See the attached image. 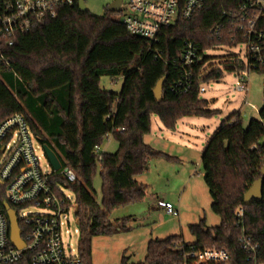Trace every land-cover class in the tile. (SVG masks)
Returning <instances> with one entry per match:
<instances>
[{"label": "trees", "instance_id": "obj_1", "mask_svg": "<svg viewBox=\"0 0 264 264\" xmlns=\"http://www.w3.org/2000/svg\"><path fill=\"white\" fill-rule=\"evenodd\" d=\"M241 0H207L190 19L178 18L164 27L158 41L132 35L118 12L102 16L82 11L79 5H62L55 19L47 20L28 33L15 37L7 53L12 70L0 67V122L21 113L43 145H48L62 165H70L77 176L74 183L59 178L76 199L79 229L78 251L83 264L93 263V239L132 229L130 217L112 221V212L143 200L147 185L137 176L149 169L156 158L171 160L167 153L145 142L156 115L166 129L174 130L184 117H210L209 102L200 98L203 83L222 78V71L209 69L205 51L217 46L235 47L243 42L241 32L223 20L224 10L236 9ZM184 0H180V7ZM264 30V16L258 22ZM220 28L219 32H215ZM214 30V32H213ZM199 45L203 60L195 66L190 88L173 90L181 78L178 65L185 43ZM239 60L230 70L244 68ZM263 74L264 65L255 69ZM123 77L119 93L100 85L101 77ZM166 76L162 98L154 89ZM117 141L115 152H103L97 159L95 147L107 135ZM201 164L204 181L212 199L211 210L220 225L209 227L205 219L190 225L195 237L185 243L180 236L151 239L145 259L130 264H185L191 247H218L231 253L229 264H251L241 249V228L236 225V209L245 210L246 233L260 244L264 261L263 199L244 204V195L262 176L264 165V102L259 118L245 124L241 110L223 120L207 141ZM101 177V203L95 197L93 180ZM6 187L0 182V212L6 214ZM15 212L19 208L13 206ZM19 226L25 233L19 220ZM193 262H191L192 264ZM19 264H30L24 256ZM121 264H129L123 257Z\"/></svg>", "mask_w": 264, "mask_h": 264}, {"label": "built area", "instance_id": "obj_2", "mask_svg": "<svg viewBox=\"0 0 264 264\" xmlns=\"http://www.w3.org/2000/svg\"><path fill=\"white\" fill-rule=\"evenodd\" d=\"M85 0H0V67L12 70L7 53L14 45L15 37L28 33L39 24L55 19L62 5H74ZM106 1V10L115 0ZM207 0H122L120 17L127 30L148 42L158 41L161 30L176 22L180 17L190 19L199 13ZM124 5V6H123ZM127 13V14H126ZM264 16V0H241L236 9L224 10L223 20L231 23L243 37L246 45V63L238 70L234 92H247L250 71L264 65V30L258 22ZM218 28L215 32H219ZM214 32V30H213ZM203 60L200 47L188 41L178 62L181 78L173 90L186 92L194 79V69ZM202 85L200 92H205ZM111 134L105 138H109ZM33 138L43 144L32 133L26 116L16 113L0 122V182L6 187V201L24 211L29 206H38L45 214L17 215L24 226L21 237L23 248L12 245L7 214L0 212V264H19L28 256L30 264H83L74 250H67L63 241L64 219L72 209L76 212V199L66 195L65 187L58 184L62 178L68 183L77 179L74 169L66 164L59 170L42 169L40 157L36 155ZM44 151V150H43ZM98 160H101V145L95 147ZM45 156V154H44ZM158 206L167 214L179 216V211L170 201H159ZM236 225L241 228L239 244L251 264H264L260 259V244L245 230V210L236 209ZM79 234V229L76 230ZM192 264H229L231 253L216 246L205 249L191 247L185 255ZM186 262L185 264H191Z\"/></svg>", "mask_w": 264, "mask_h": 264}, {"label": "rangeland", "instance_id": "obj_3", "mask_svg": "<svg viewBox=\"0 0 264 264\" xmlns=\"http://www.w3.org/2000/svg\"><path fill=\"white\" fill-rule=\"evenodd\" d=\"M88 11L95 16H102L106 10L104 0H85ZM124 6V5H123ZM120 15V13L118 12ZM209 58L207 67L222 71V78L203 83L205 92L200 98L209 102V110L215 111L210 117H184L174 130L166 129L156 115L152 116V131L145 141L153 148L163 151L173 158L154 159L149 169L137 176V180L147 185L143 200L115 209L110 219L115 221L130 217L132 229L115 235H100L93 239L94 264H121L122 258L130 263L142 262L145 259L147 243L151 239H164L180 236L185 243H193L195 237L190 225L198 224L205 219L209 227L220 225V217L211 210V196L204 181V170L201 164L203 149L223 120L235 111L241 110L245 124L252 118H259V111L264 102L263 74L251 70L248 91L234 92L238 70H230L231 63L239 60L246 63V45L239 43L235 47L217 46L204 52ZM124 82L123 77H101L100 85L107 91L119 93ZM37 157H40L42 169L50 170V163L40 143L33 138ZM118 148L113 136L101 143L103 152H115ZM158 161V162H157ZM95 197L101 203V177L99 172L93 180ZM75 203V195L65 189ZM158 198L169 199L179 211V216L167 214L163 209L155 208ZM30 212L45 214L48 211L38 206H29L19 215ZM63 241L67 250L77 253L80 234L76 233L78 225L75 210L72 209L64 219Z\"/></svg>", "mask_w": 264, "mask_h": 264}, {"label": "water", "instance_id": "obj_4", "mask_svg": "<svg viewBox=\"0 0 264 264\" xmlns=\"http://www.w3.org/2000/svg\"><path fill=\"white\" fill-rule=\"evenodd\" d=\"M122 4V0H115L113 1L109 7L108 11L109 12H118L120 11ZM79 8L82 11H88L85 3L83 1H80L79 3ZM127 14V13H126ZM167 77L164 76L162 77L155 89H154V94L156 99L160 100L162 98V93H163V86L166 81ZM43 150L44 154L47 157L49 163L55 170H59L61 168V162L56 155V153L48 146V145H43ZM261 174L262 176L258 179H256L252 186L247 190V192L244 195V204L245 205H250L253 202H259L263 199V188H264V165L261 169ZM4 209L6 211V214L9 219V225H10V240L12 245L16 246L17 248H23L25 243L21 237V228L19 226V222L17 219L16 212L14 208L7 202H4Z\"/></svg>", "mask_w": 264, "mask_h": 264}, {"label": "crops", "instance_id": "obj_5", "mask_svg": "<svg viewBox=\"0 0 264 264\" xmlns=\"http://www.w3.org/2000/svg\"><path fill=\"white\" fill-rule=\"evenodd\" d=\"M147 136V135H146ZM145 136V137H146ZM146 142V141H145ZM147 143V142H146ZM149 144V143H148ZM150 145V144H149ZM153 147V146H152ZM155 149V148H154ZM102 150V149H101ZM157 150V149H156ZM160 151V150H159ZM102 152H103V150H102ZM163 152V151H162ZM165 153V152H164ZM158 162V161H157ZM159 201H170L169 199H165V198H158L157 199V202H156V204H155V208H158V209H160V210H162V208H160L159 206H158V202ZM171 202V201H170Z\"/></svg>", "mask_w": 264, "mask_h": 264}]
</instances>
